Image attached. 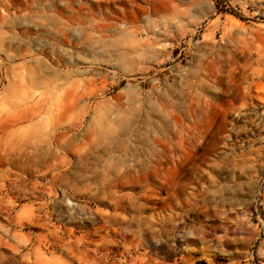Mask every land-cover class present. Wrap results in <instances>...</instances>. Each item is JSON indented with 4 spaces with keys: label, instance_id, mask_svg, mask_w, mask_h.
Segmentation results:
<instances>
[{
    "label": "rangeland",
    "instance_id": "374dc122",
    "mask_svg": "<svg viewBox=\"0 0 264 264\" xmlns=\"http://www.w3.org/2000/svg\"><path fill=\"white\" fill-rule=\"evenodd\" d=\"M0 264H264V0H0Z\"/></svg>",
    "mask_w": 264,
    "mask_h": 264
}]
</instances>
